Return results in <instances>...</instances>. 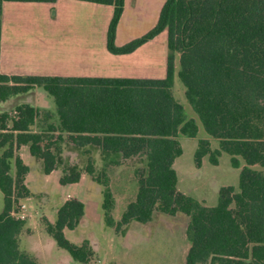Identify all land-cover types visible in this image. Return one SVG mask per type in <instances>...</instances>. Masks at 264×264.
I'll list each match as a JSON object with an SVG mask.
<instances>
[{
    "label": "trees",
    "instance_id": "obj_1",
    "mask_svg": "<svg viewBox=\"0 0 264 264\" xmlns=\"http://www.w3.org/2000/svg\"><path fill=\"white\" fill-rule=\"evenodd\" d=\"M4 1L55 0H0V28ZM85 1L114 5L106 35L107 50L113 54L130 53L165 31V77L0 73V101L42 87L53 98L60 128L69 141L78 146L97 145L121 158L145 157V166L136 171L135 199L126 205L116 230L131 219L148 222L155 211L180 212L189 217L185 264H264V0H163L155 25L121 46L114 44V35L123 0ZM175 53L179 54L177 76L185 88V99L205 132L218 140V148L213 150L207 139L198 140L195 165L206 154L210 163L217 164V157L225 152L230 165L240 168L237 190L221 186L214 206H205L176 189L173 162L182 153L177 133L192 138L197 127L192 119H185L171 92ZM38 114L37 108L27 104L0 112V264H39L19 249L24 221L11 214L13 202L29 195L23 183L28 167L18 148L27 145L30 154L42 160L46 174L55 166V142L33 130ZM84 170L102 185L101 207L105 222L112 226L114 199L108 180L94 176L91 162ZM79 175L75 171L59 182H77ZM83 209L81 201L69 198L58 208L53 224L43 219L57 246L79 263L90 261L94 252L86 240L80 244L68 241L63 229L75 228Z\"/></svg>",
    "mask_w": 264,
    "mask_h": 264
},
{
    "label": "crops",
    "instance_id": "obj_2",
    "mask_svg": "<svg viewBox=\"0 0 264 264\" xmlns=\"http://www.w3.org/2000/svg\"><path fill=\"white\" fill-rule=\"evenodd\" d=\"M162 5L163 0H123V9L115 28L114 44L121 46L150 30L157 21ZM113 10V4L85 0L2 2L0 73L7 76L164 78L167 54L163 53L162 47L157 49L155 44L165 31L158 33L130 53L113 54L106 47V35ZM149 52L152 54L154 52V57ZM161 53L163 56H160ZM176 75L174 73L172 88L177 84L175 77L178 76ZM38 88L37 86L33 87L26 92L12 95L6 100L0 101V112H10L19 104H27L47 111L49 114L47 129L49 125L53 129L48 130V133L57 134L55 137L57 143L52 146V150L54 145L58 147L55 152L56 162L54 169L47 174L43 172L42 160L31 155L27 145H21L17 150L22 162L28 167L23 183L29 191L28 196L17 198L13 202L11 210L12 216L24 221V226L19 234V249L34 257L39 264H108L109 262L147 264V261L155 263L156 260L152 259V256L155 257L159 254L160 241L169 240L172 242L177 238L174 229L168 224L165 225L170 228L158 222L153 212L148 222L142 223L131 219L116 231V223L126 205L135 199L136 192L131 200L121 201L122 197L116 198L111 191L114 199V205L110 212L113 225H108L105 222L101 207L103 187L86 174L83 167L86 158L92 162L96 169L98 157L111 153L103 152L97 145L78 146L69 141L67 132L60 128V119L55 104L52 107L48 97L41 98L43 95L37 99L29 97ZM45 93L47 94L46 91ZM174 99L181 104L185 119L194 121L197 127L196 134H201L199 138L209 140V135L205 132L198 115L187 100L178 101L175 97ZM33 130L36 131L35 128ZM201 130L205 132L206 136L202 135ZM36 132L43 133L41 129ZM178 133L176 138L181 145L182 153L173 162V168L177 174L176 189L205 206H213L204 198L192 194L195 193L193 191L195 186L191 188L185 186V182L196 176L204 168L206 162L203 156L199 166H196L195 163L194 166L190 165L189 167L183 165L185 150ZM194 138L196 136L190 137L191 140ZM216 148L218 146L214 149ZM195 150L194 147V152ZM224 153L221 152L219 157L221 158ZM67 154L70 155L67 157ZM219 163L220 159L213 166L218 167ZM233 169L237 175V181H226L216 186L220 188L230 185L234 190H237L240 168L233 167ZM75 171L80 172L77 182L67 184L59 182L62 176L70 175ZM108 186L111 190L109 183ZM69 198L81 201L84 209L76 227L73 229L64 228L63 234L68 241L74 244H80L84 240L88 241L94 252V259L86 263L74 262L66 250L57 246L55 240L46 232L43 224V219L53 224L58 208ZM184 234L186 238V232ZM188 248L189 242L183 256L179 258L181 264H185ZM179 250H177V254L172 250L170 257L166 255L167 251H161L169 258V264L175 262L177 264L176 258Z\"/></svg>",
    "mask_w": 264,
    "mask_h": 264
},
{
    "label": "rangeland",
    "instance_id": "obj_3",
    "mask_svg": "<svg viewBox=\"0 0 264 264\" xmlns=\"http://www.w3.org/2000/svg\"><path fill=\"white\" fill-rule=\"evenodd\" d=\"M156 42L157 43L156 44L154 43V44L156 47H158L157 49H160L159 47H162L163 53L168 54V50L166 49V32L160 38H158ZM149 54L152 55L153 57L155 55L154 52L153 54L152 52H149ZM160 56H163V54L161 53ZM178 57H179V54L175 53L174 54V67H175L174 73L175 74H177V71L179 69ZM175 81L177 84L174 86V88H172V94L178 101L179 100L186 101L185 95H184L185 88L183 84L178 79V77H175ZM40 96H42L41 98L48 97L51 106L54 107L52 98L48 96L43 90V88L41 87H39L37 91H34L33 94H31L29 97H32L33 99H37V97H40ZM38 110H39V114H38L39 116L37 117V120L33 128H35L36 131H40L41 129L43 131L42 135L45 138L50 137L49 138L50 142L57 143V141L55 140L56 139L55 137L57 134L48 133V129H47L48 119H47V116L45 115L47 111L40 110V109ZM12 111L13 109L10 112ZM201 133L202 135L206 136L203 130H201ZM195 136L196 138H194V140H191L190 137L186 136L185 134H182L180 132L178 133V137L182 141V145L185 150L184 155H183V161H184L183 165H185L186 167L187 166L189 167L190 165L194 166V163H195L194 147L195 149L197 148V142H198V139H200L199 137H201V134H196ZM208 141H209L211 150H213L216 146H218V140L212 138L211 136H209ZM45 142L46 140L43 142V144H45ZM55 147L56 146L54 145V148ZM84 153H81V154H84ZM69 155L67 154V157ZM219 156L217 157V159H220L219 166L215 167L213 166L212 163L209 162V155L206 154L204 156V159H205L204 161L206 162L204 165V168H202L199 171V173L196 174V176L190 178L188 181L185 182L186 183L185 186H189L190 188L195 186L194 188L195 190H193L195 193H192V194H195V195H198L199 197L204 198L206 202H208L210 205H213V206L216 205L217 197H218L219 186H216V185L217 184L219 185L226 181L228 182L237 181V175H235V171L229 163L230 156L226 153H224L221 158ZM87 162H91V161L85 158V165L83 169H85ZM97 163H98L97 168L94 169V176L96 178L101 179L102 181L105 179L108 180V183L111 186V191L113 192V194H115L116 198L119 199L120 197H122L121 201L131 200L137 190L136 189L137 187L136 171L145 166V157L143 155H140V156H133V157L122 159L120 154L111 153V154H107L104 156L100 155L98 157ZM75 165L76 167L78 166L77 163ZM254 168L261 169V167L258 165L254 166ZM2 208H3V199H2V194L0 192V212L2 211ZM154 215H155V219L158 222H161L164 226H166L165 224H168V226L174 229L175 234L177 235V238L174 239L172 242H170L169 240L160 241L159 251H158L159 254L155 257L152 256V259L156 260L155 263H153V261L152 262L147 261V264H167L169 262V258H167V256L168 257L171 256L172 250L176 252L177 254V250H179V248L180 250L178 252L179 254L176 260H177V264H181L179 258L183 256L186 245L188 244V241L186 240L184 233L186 232L185 229L187 228V224L189 223V217L185 216L183 213H176L174 215H170L168 213L164 214L163 212H160V211H155ZM161 250H163L164 252L167 251V254H166L167 256L162 254Z\"/></svg>",
    "mask_w": 264,
    "mask_h": 264
}]
</instances>
